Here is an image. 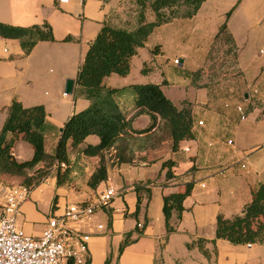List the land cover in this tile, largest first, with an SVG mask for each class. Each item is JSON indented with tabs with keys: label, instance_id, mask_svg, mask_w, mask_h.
<instances>
[{
	"label": "crops",
	"instance_id": "obj_1",
	"mask_svg": "<svg viewBox=\"0 0 264 264\" xmlns=\"http://www.w3.org/2000/svg\"><path fill=\"white\" fill-rule=\"evenodd\" d=\"M147 18L154 17L149 13ZM135 19V0H0V22L22 27L47 22L55 37L38 42L26 53L18 39L0 35V132L14 99L26 107L42 104L47 112L46 151L53 153L64 123L90 104L77 94V75L91 42L105 22L125 26ZM224 23L238 47V71L196 87L189 73L206 65ZM157 30L160 38L153 40ZM68 36L73 39L66 40ZM175 50L180 53L171 58L168 53ZM171 59L173 63L179 59L175 66H183L177 71V83L185 88L186 96L174 103L192 102L193 137L182 140L176 151L169 140L147 150L145 134H134L130 143L135 158L109 161L108 179L97 188L88 181L99 166V157L83 154L84 145L71 150L66 182L58 185L53 173L33 188L20 207L21 228L39 236L51 215L63 212L70 203H96L103 191L114 186L120 194L99 206L91 222L78 225L91 234L86 264H264V244L216 239L217 217L241 214L253 190L264 182V106L257 105L264 103V0H205L192 18L159 26L131 59L128 75L113 73L105 82L114 87L146 82L163 85L168 80H162V68ZM67 79L75 80L71 94L65 92ZM239 103L247 109L246 119L236 109ZM149 122L148 115H141L133 125L142 129ZM22 141L13 147L15 156L16 145ZM86 143L97 144L99 138L91 135ZM27 153L30 159L32 146ZM16 157L26 160L22 154ZM167 160L175 161L171 178L166 176L168 168L163 169ZM3 178L9 182L14 176ZM190 181L194 186L184 200L182 217L174 213L171 219L176 231L167 234L164 196L183 191ZM137 185L142 186L139 191ZM98 224L103 228L98 229ZM127 235L133 241L120 252ZM199 239L206 241L209 255L199 248ZM188 243L194 244L189 248Z\"/></svg>",
	"mask_w": 264,
	"mask_h": 264
},
{
	"label": "trees",
	"instance_id": "obj_2",
	"mask_svg": "<svg viewBox=\"0 0 264 264\" xmlns=\"http://www.w3.org/2000/svg\"><path fill=\"white\" fill-rule=\"evenodd\" d=\"M204 1L135 0L136 24L133 27H129L132 22L125 26L109 22L103 24L91 42L77 75V94L89 100L90 104L85 109L74 112L64 123L53 153H48L45 146L47 112L44 105L26 107L21 101L14 99L0 132V176L21 177L22 184L34 188L55 173L57 184L62 185L69 172L71 150L84 145L83 154L99 157V166L88 181L92 188H97L108 179L109 161L132 162L135 158L130 143L134 134H145L144 145L147 150L158 148L169 140L172 150L176 151L182 140L191 139L194 126L192 102L183 100L180 106L176 105L159 83H131L114 87L107 85L105 80L113 73L128 75L131 59L139 48L145 46L157 27L174 19L192 18ZM149 13L153 15V20H148ZM0 35L18 39L26 53L31 52L40 41L55 40L52 26L47 22L27 27L0 22ZM72 39L71 36L66 38ZM220 40L228 44L227 52L233 55L237 63L238 47L226 23L219 28L211 52ZM203 72L201 67L189 73L192 85H209L201 83ZM128 98L132 99L126 102ZM257 105L264 106V103ZM141 115H148L150 122L145 128L136 129L133 122ZM91 135L97 136L99 143L87 144L86 139ZM19 139L27 141L33 147L34 153L30 159L19 160L15 156L13 147ZM139 158H144V155ZM63 162L66 164L64 168L60 166ZM174 165L173 160L163 163V169L168 168L167 178L174 176ZM193 186V181L187 182L183 191L164 196L167 234L176 231L171 219L174 213L178 218L182 217L184 200L191 194ZM141 187L137 185L136 190L139 191ZM137 205L139 209L140 195ZM220 238L234 244H264V182L253 190L252 200L241 214L232 218H226L222 214L217 217L216 239ZM132 241L127 235L120 246V252ZM205 242L204 239L197 241L203 253L209 255L204 247ZM193 244L188 243V247Z\"/></svg>",
	"mask_w": 264,
	"mask_h": 264
},
{
	"label": "built area",
	"instance_id": "obj_3",
	"mask_svg": "<svg viewBox=\"0 0 264 264\" xmlns=\"http://www.w3.org/2000/svg\"><path fill=\"white\" fill-rule=\"evenodd\" d=\"M178 62L179 59L174 60V63ZM236 109L242 120L247 118L242 103L237 104ZM228 143L231 144L232 140ZM60 166L64 168L66 164L63 162ZM32 190L33 187L22 183L13 186L0 180V264H85L91 234L78 225L91 222L96 209L118 196L119 190L114 186L108 187L96 203L68 204L63 212L49 217L39 236L27 233L18 225L20 207L29 200ZM97 228L102 229L103 225L98 224Z\"/></svg>",
	"mask_w": 264,
	"mask_h": 264
},
{
	"label": "rangeland",
	"instance_id": "obj_4",
	"mask_svg": "<svg viewBox=\"0 0 264 264\" xmlns=\"http://www.w3.org/2000/svg\"><path fill=\"white\" fill-rule=\"evenodd\" d=\"M132 23L133 24L130 25L129 27H133L136 24V19ZM155 30L153 31V33L155 32ZM151 35L149 36V38L151 37ZM155 38L157 40L160 38V31H158L154 35L153 40ZM227 48H228V44L223 40L218 41V43L214 45V50H212V52H210L209 54V60L207 61L206 65L202 67L204 71L203 77L201 79L202 84H211L219 79H222L223 77L233 75L238 71L237 63L233 55L227 52ZM175 52H178V54L180 53V51L175 50L174 52H170L168 54L169 56H171V58H173V56H175ZM159 55L161 56L162 54H159ZM180 58L182 59V57ZM171 60L172 61L169 64L167 63V66L164 69L162 68V70H164V75L162 77V80H164V78H167L168 80V82L163 83L162 87L169 98H171L174 102H178L180 98H183L184 96H186L184 93L185 88H182V86H180L179 83H177V80L180 79L179 72L177 71L183 68V66L181 65L175 66V64L173 63V59ZM185 67L186 66H184V68ZM48 144L47 146H49ZM20 149L22 150V152L19 151ZM27 149H31V146L27 141L23 140L22 142H19L16 145V152H17L16 154L17 155L22 154L24 156V158L22 159H25V158L27 159L29 158ZM3 176L4 175L0 176V180H2ZM14 178L9 180V182H6V183L9 185H13V186L20 185L22 182V178L17 177V176H14Z\"/></svg>",
	"mask_w": 264,
	"mask_h": 264
},
{
	"label": "water",
	"instance_id": "obj_5",
	"mask_svg": "<svg viewBox=\"0 0 264 264\" xmlns=\"http://www.w3.org/2000/svg\"><path fill=\"white\" fill-rule=\"evenodd\" d=\"M74 85H75V80L74 79H67L66 80V85H65V92L68 93V94L73 93ZM246 97H247V95H246Z\"/></svg>",
	"mask_w": 264,
	"mask_h": 264
}]
</instances>
